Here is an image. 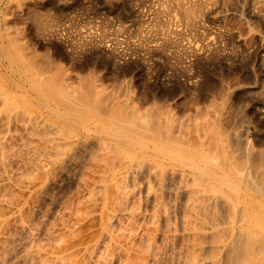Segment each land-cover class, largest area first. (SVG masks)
Segmentation results:
<instances>
[{"label":"bare ground","instance_id":"bare-ground-1","mask_svg":"<svg viewBox=\"0 0 264 264\" xmlns=\"http://www.w3.org/2000/svg\"><path fill=\"white\" fill-rule=\"evenodd\" d=\"M15 1L0 0V264H264V150L224 107L181 118L74 79L19 37L18 21L47 20ZM71 168L83 209L69 198L38 217Z\"/></svg>","mask_w":264,"mask_h":264},{"label":"rangeland","instance_id":"rangeland-1","mask_svg":"<svg viewBox=\"0 0 264 264\" xmlns=\"http://www.w3.org/2000/svg\"><path fill=\"white\" fill-rule=\"evenodd\" d=\"M15 2L13 11L21 5L23 14L38 11L40 21L44 16L51 23L43 21L48 23L43 29L30 22L31 17L27 22L15 21L19 37L74 79L97 76V83L111 90L128 87L134 97L172 105L173 113L183 117L200 106L203 110L224 107L222 122L228 119L230 127L241 126L250 142L246 145L264 150V0ZM185 7L196 13L191 25L185 20ZM193 104L199 107L192 109ZM15 163L13 170L18 168ZM66 172L70 174L59 175L49 192L44 191L46 196L42 193L38 217L56 211L69 198L75 201L73 210L83 209L77 204L84 192L76 190L75 169ZM79 187L83 191L84 185ZM96 229V224L87 222L82 233L87 238Z\"/></svg>","mask_w":264,"mask_h":264}]
</instances>
